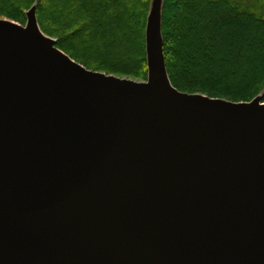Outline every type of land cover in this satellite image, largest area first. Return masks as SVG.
<instances>
[{
  "label": "water",
  "instance_id": "obj_1",
  "mask_svg": "<svg viewBox=\"0 0 264 264\" xmlns=\"http://www.w3.org/2000/svg\"><path fill=\"white\" fill-rule=\"evenodd\" d=\"M86 69L0 19V264H264V102Z\"/></svg>",
  "mask_w": 264,
  "mask_h": 264
},
{
  "label": "trees",
  "instance_id": "obj_2",
  "mask_svg": "<svg viewBox=\"0 0 264 264\" xmlns=\"http://www.w3.org/2000/svg\"><path fill=\"white\" fill-rule=\"evenodd\" d=\"M154 0H0L84 67L147 80L146 27ZM162 35L174 88L234 103L264 100V0H163Z\"/></svg>",
  "mask_w": 264,
  "mask_h": 264
},
{
  "label": "rangeland",
  "instance_id": "obj_3",
  "mask_svg": "<svg viewBox=\"0 0 264 264\" xmlns=\"http://www.w3.org/2000/svg\"><path fill=\"white\" fill-rule=\"evenodd\" d=\"M155 2H159V3H163V0H155ZM0 19H2V18H0ZM5 20H7V19H5ZM21 25V24H20ZM26 25V24H25ZM25 25H22V26H25ZM48 37V36H47ZM50 38V37H49ZM53 39V38H52ZM55 40V39H54ZM56 41V40H55ZM60 50V49H59ZM63 52V51H62ZM67 55V54H66ZM70 57V56H69ZM71 58V57H70ZM75 61V60H74ZM78 63V62H77ZM166 63V62H165ZM79 64H81V63H79ZM82 65V64H81ZM86 68V67H85ZM86 69H88V68H86ZM88 70H90V69H88ZM91 71H93V70H91ZM102 73V72H101ZM105 74V73H104ZM114 76V75H113ZM117 77V76H116ZM119 78H123V79H128V80H133V81H136V82H144V81H137V80H134V79H129V78H126V77H119ZM189 94V93H188ZM259 97V96H258ZM261 97H262V95H261ZM263 102H264V100H263Z\"/></svg>",
  "mask_w": 264,
  "mask_h": 264
}]
</instances>
